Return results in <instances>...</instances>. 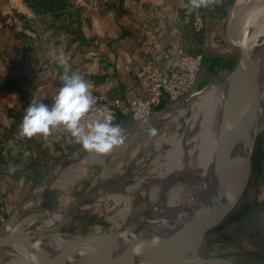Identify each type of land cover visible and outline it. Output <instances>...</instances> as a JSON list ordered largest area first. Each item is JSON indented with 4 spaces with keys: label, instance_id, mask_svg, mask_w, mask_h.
I'll list each match as a JSON object with an SVG mask.
<instances>
[{
    "label": "crops",
    "instance_id": "obj_1",
    "mask_svg": "<svg viewBox=\"0 0 264 264\" xmlns=\"http://www.w3.org/2000/svg\"><path fill=\"white\" fill-rule=\"evenodd\" d=\"M234 1L210 0L205 27L196 36L189 0H0V203L5 214L18 210L76 146L63 127L46 138L19 135L32 99L51 106L62 86L60 76L77 72L108 97L120 98L118 120L127 121L130 101L145 93L136 71L153 55L157 41L202 52L212 73L202 88L213 84L239 60V50L227 39ZM60 55L63 65L57 62ZM257 194L264 207V145ZM258 227L264 251V224Z\"/></svg>",
    "mask_w": 264,
    "mask_h": 264
},
{
    "label": "bare ground",
    "instance_id": "obj_2",
    "mask_svg": "<svg viewBox=\"0 0 264 264\" xmlns=\"http://www.w3.org/2000/svg\"><path fill=\"white\" fill-rule=\"evenodd\" d=\"M261 4L260 14H258L255 22L257 30L264 27V3ZM253 73L254 80L247 89L241 105L242 129L246 141H250L253 135L264 127V56L258 60ZM210 86L205 87L192 98H183L184 100L171 105L160 114V116H165L175 110H180L183 113L185 111L184 107L191 104V107L194 108V114L193 116L191 115L192 129L190 131H193L197 121L202 119L204 121L202 123L204 135L194 140L192 138L194 134L191 135L192 131H189L188 135L174 137L175 148L172 146L174 151L172 150L170 153L172 154L171 161L167 168L160 173L154 184L148 183L146 186L143 184L145 187L141 189H139V184H136L128 186L126 189L124 188L125 190L122 192H108L109 195L115 196L116 199L118 196L134 194L138 190L145 197H148L149 202L147 205L141 204L138 207L125 209L126 211L124 210L123 214L121 213V223L119 222L117 227L113 226V229H111L127 233L126 241L130 242L133 253L159 252L177 235L187 220L199 212L203 198L206 195L213 192L212 203L220 205L229 196L234 187V165L231 157L224 150L221 129V110L226 82L224 79H219ZM141 122L135 127L141 129L149 125V121L144 120ZM119 126L122 128L123 133L133 129L132 126L126 124ZM168 137L170 138V136ZM84 151L85 149L81 148L78 152L71 155L69 159L79 157ZM185 153L189 154L190 159H185ZM96 154L93 151L91 157L96 159ZM73 168L68 169L66 172L69 181H73L75 177L83 173L82 169L76 170ZM55 176L52 175L48 182L39 184L30 199L21 206L16 215L14 214V217L6 220L0 226V236H3L0 237V264H14V261L17 264H62L63 256L76 242L95 235L89 233H63L36 239V233L44 232L50 234L54 232L51 228L54 225V219L65 220L66 216L58 213L60 216L56 217L57 215H55L54 217L56 218L50 217L43 225L13 236L16 218L42 199L48 183H54L55 187L62 183L59 182L60 180L56 181ZM140 220H147L148 228L138 233H132ZM124 227L126 230L123 231ZM125 243L117 239L111 245L87 255L78 264H148L150 262L145 258L134 259L130 256L126 251ZM203 244L193 255L195 260L200 261L204 258L201 254ZM15 248L18 249L14 250ZM206 264L230 263L224 260H212Z\"/></svg>",
    "mask_w": 264,
    "mask_h": 264
},
{
    "label": "rangeland",
    "instance_id": "obj_3",
    "mask_svg": "<svg viewBox=\"0 0 264 264\" xmlns=\"http://www.w3.org/2000/svg\"><path fill=\"white\" fill-rule=\"evenodd\" d=\"M211 79L212 73L210 68L205 65L203 70L201 69L195 90H201ZM196 94L189 98H192ZM165 106H161L159 109L162 110ZM191 106V104L186 105L183 113L180 110H175L173 113L165 116L156 115L152 117L153 119L146 120L149 121V125L144 127L146 129L136 128L137 123L135 126H132L133 129L129 132L122 133L124 136V142L122 144L114 147L108 154L97 153L96 159L91 157L92 152L87 150L79 157L69 159L71 155L80 150L75 146L73 151L58 164L59 167L57 168L56 166L57 169L52 172V175H56V181L60 180L59 182L62 183L56 187L53 185L54 183H48L42 199L38 201L39 203L37 202L35 206L25 210L16 218L17 221L13 227V234L35 229L55 215H57L56 217L65 215L66 218L64 221H60L54 217L56 219H54V225L51 227L53 229L52 231L75 234H102V232H109L113 229V226L117 227L120 220L122 221V214L125 209L138 207L141 204L147 205L149 200L140 190L136 191L137 194H128L125 195L126 197L118 196L117 199L120 197L118 200L115 196L109 195L108 192H122L128 186L136 184H139V189H141L148 183L154 184L157 181L160 173L167 168V165L171 161L172 154L170 153L175 148L174 137L188 135L192 131H190L192 129L191 117L194 114V108ZM150 120L152 121L150 122ZM124 122L126 121L118 120L115 125ZM139 122L142 123L141 121ZM203 122L202 119H199L193 127L191 135L194 134L195 137L192 136L194 140L204 135V130L202 129ZM153 129L155 130L154 134L152 132ZM197 131L198 133H196ZM162 138L164 139L162 140ZM263 145L264 129L257 139L253 157V176L249 186L235 209L217 228V236L209 238L204 242L201 250V254L204 257L226 258L237 264H264V251L259 248L263 235L262 232H258L257 230L259 228L258 225L262 226L264 224V207L260 204L257 194V169L260 165ZM185 154V159H190L189 154ZM162 165L163 167L161 168ZM70 168L76 170L82 169L81 171L84 174L82 173L83 175L81 174L75 177L73 181H69L66 172ZM32 193L27 197L24 204L30 199ZM85 194L89 195L85 201L70 208V205L77 198ZM131 197L132 199H130ZM19 209L7 213V220L14 217ZM258 219L261 221L258 222ZM140 221L132 233H138L148 228L147 220ZM122 230L124 231L126 228L124 227ZM232 233L240 234V236L232 235ZM0 237L3 236L1 235ZM14 264L17 263L14 261Z\"/></svg>",
    "mask_w": 264,
    "mask_h": 264
},
{
    "label": "water",
    "instance_id": "obj_4",
    "mask_svg": "<svg viewBox=\"0 0 264 264\" xmlns=\"http://www.w3.org/2000/svg\"><path fill=\"white\" fill-rule=\"evenodd\" d=\"M261 3H264V0H235L228 21L227 39L233 47L239 50V60L235 68L226 77L222 78L226 82L221 110L222 142L224 150L232 159L235 175L234 187L229 196L220 205H216L212 203L213 192L206 195L203 198L199 212L189 218L177 235L159 252L133 253L130 242L126 241L127 233L110 230L76 242L63 256L62 264H78L87 255L111 245L117 239L126 242L125 248L130 256L134 259H148L150 261L148 264H206L212 260H225L230 264H237L229 259L219 257H204L198 261L193 258V255L206 240L217 236V228L235 209L246 192L253 174V157L257 139L264 127L259 129L250 141H246L242 129L241 105L247 89L254 80L253 72L257 62L264 56V27L257 30L255 26L262 7ZM199 91H194L187 97ZM170 106L166 105L162 110H156L150 118L160 115L164 109H168ZM137 123L139 122L128 121L122 123V125L135 126ZM81 148L83 147L79 149ZM52 172L41 183L48 182ZM88 197L89 195L85 194L77 198L70 205V208L82 203ZM22 232L24 231L15 233L13 236ZM63 233L69 232L54 231L50 234L39 232L35 234V238L42 239ZM232 235L240 236L236 233H232Z\"/></svg>",
    "mask_w": 264,
    "mask_h": 264
},
{
    "label": "built area",
    "instance_id": "obj_5",
    "mask_svg": "<svg viewBox=\"0 0 264 264\" xmlns=\"http://www.w3.org/2000/svg\"><path fill=\"white\" fill-rule=\"evenodd\" d=\"M188 10L191 13L193 32L198 36L205 27V6L193 8L189 5ZM153 47V55L136 71L137 76L145 84V93L130 101L128 121L147 120L162 105H173L196 91L195 87L203 66L204 54L189 52L183 44L167 46L157 41ZM19 56H22V53ZM54 74L58 75L59 70L54 69ZM89 87L95 103L82 123L86 125L95 120L102 121L107 115H112L113 124H115L123 108V101L120 98L108 97L94 85L89 84ZM71 140L78 148L82 147L73 137ZM6 220L4 207L0 203V226Z\"/></svg>",
    "mask_w": 264,
    "mask_h": 264
},
{
    "label": "clouds",
    "instance_id": "obj_6",
    "mask_svg": "<svg viewBox=\"0 0 264 264\" xmlns=\"http://www.w3.org/2000/svg\"><path fill=\"white\" fill-rule=\"evenodd\" d=\"M193 8L207 6L210 0H189ZM63 65V55L57 58ZM62 86L48 106L41 101L32 99L25 108V114L19 125L21 137L33 138L40 135L48 137L53 129L63 127L71 137L80 143L83 149L98 154H108L114 147L124 142L123 130L113 124L114 117L107 115L102 121L95 120L86 125L82 120L92 109L95 100L88 82L77 72L64 73L60 76ZM153 134L155 130H152ZM15 171V167L11 169Z\"/></svg>",
    "mask_w": 264,
    "mask_h": 264
},
{
    "label": "trees",
    "instance_id": "obj_7",
    "mask_svg": "<svg viewBox=\"0 0 264 264\" xmlns=\"http://www.w3.org/2000/svg\"><path fill=\"white\" fill-rule=\"evenodd\" d=\"M162 106H165V105H162Z\"/></svg>",
    "mask_w": 264,
    "mask_h": 264
}]
</instances>
